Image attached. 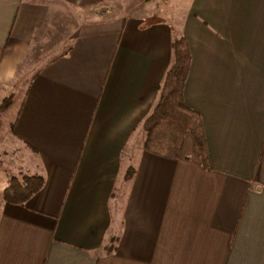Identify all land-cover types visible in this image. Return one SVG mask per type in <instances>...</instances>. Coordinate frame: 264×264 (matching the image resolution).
<instances>
[{"label":"crops","instance_id":"crops-1","mask_svg":"<svg viewBox=\"0 0 264 264\" xmlns=\"http://www.w3.org/2000/svg\"><path fill=\"white\" fill-rule=\"evenodd\" d=\"M114 2L0 0V103L35 70L12 168L43 179L22 204L1 184L0 264H264V0L102 15ZM175 36L209 170L189 138L176 159L144 148Z\"/></svg>","mask_w":264,"mask_h":264},{"label":"trees","instance_id":"trees-1","mask_svg":"<svg viewBox=\"0 0 264 264\" xmlns=\"http://www.w3.org/2000/svg\"><path fill=\"white\" fill-rule=\"evenodd\" d=\"M171 47L173 58L161 83L157 99L149 115L143 120L144 148L150 153L166 158L179 157L188 136L194 154L205 170H209L205 129L198 112L188 107L183 99V89L188 76L190 52L187 41L175 36ZM10 97L0 103V112L10 106ZM43 185L39 175L10 177L2 197L9 203H25Z\"/></svg>","mask_w":264,"mask_h":264},{"label":"rangeland","instance_id":"rangeland-1","mask_svg":"<svg viewBox=\"0 0 264 264\" xmlns=\"http://www.w3.org/2000/svg\"><path fill=\"white\" fill-rule=\"evenodd\" d=\"M180 0H117L114 3H105L100 9L102 15L110 14H123L128 13H142V12H163L166 15L172 16L173 13H180L182 9L180 7ZM30 66H26V69H23L21 72L17 73V80L15 86L12 89L4 90L2 93L3 96H6L10 93V106L3 112H0V187L1 184L12 176L21 177L22 175H14L16 168H12V165L15 164V147L16 142L11 136V126L17 108L20 105L25 85L29 80V77L35 71L31 69ZM37 69V68H35ZM24 70L25 73H24ZM1 97V96H0ZM186 137L184 141V148L189 147V141ZM17 148V147H16ZM10 163L8 162V160Z\"/></svg>","mask_w":264,"mask_h":264}]
</instances>
